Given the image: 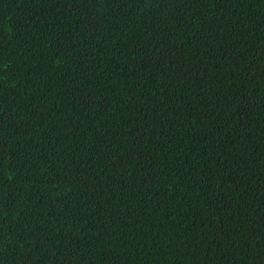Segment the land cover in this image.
<instances>
[{"label": "trees", "instance_id": "16d2710c", "mask_svg": "<svg viewBox=\"0 0 264 264\" xmlns=\"http://www.w3.org/2000/svg\"><path fill=\"white\" fill-rule=\"evenodd\" d=\"M0 264H264V0H0Z\"/></svg>", "mask_w": 264, "mask_h": 264}]
</instances>
